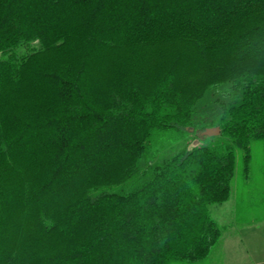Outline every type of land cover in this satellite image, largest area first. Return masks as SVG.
Segmentation results:
<instances>
[{"label":"trees","instance_id":"1","mask_svg":"<svg viewBox=\"0 0 264 264\" xmlns=\"http://www.w3.org/2000/svg\"><path fill=\"white\" fill-rule=\"evenodd\" d=\"M256 142L264 0H0V264L201 261Z\"/></svg>","mask_w":264,"mask_h":264},{"label":"rangeland","instance_id":"2","mask_svg":"<svg viewBox=\"0 0 264 264\" xmlns=\"http://www.w3.org/2000/svg\"><path fill=\"white\" fill-rule=\"evenodd\" d=\"M209 210L223 235L205 259L172 264H264V167L260 143L253 145L251 167L247 173L243 172L241 153L237 152L231 193L225 201L210 205ZM235 218L254 220L255 224L250 229H230Z\"/></svg>","mask_w":264,"mask_h":264},{"label":"crops","instance_id":"3","mask_svg":"<svg viewBox=\"0 0 264 264\" xmlns=\"http://www.w3.org/2000/svg\"><path fill=\"white\" fill-rule=\"evenodd\" d=\"M255 224L254 220H247V221H241L239 220V218H235L233 220V223H232V226L230 227V229H250L251 227H253ZM224 229H227V228H224ZM223 235V234H222ZM240 240L244 243L245 240H244V237L241 236L240 237ZM248 252H249V249H248ZM248 255H250V253H248Z\"/></svg>","mask_w":264,"mask_h":264},{"label":"water","instance_id":"4","mask_svg":"<svg viewBox=\"0 0 264 264\" xmlns=\"http://www.w3.org/2000/svg\"><path fill=\"white\" fill-rule=\"evenodd\" d=\"M220 132H221V131H220V128H219V127H210V128H206L204 131H202V132L200 133V135H199L200 138L197 139V140L193 143V145L198 144V143L201 141V139H203L204 137L219 135Z\"/></svg>","mask_w":264,"mask_h":264}]
</instances>
